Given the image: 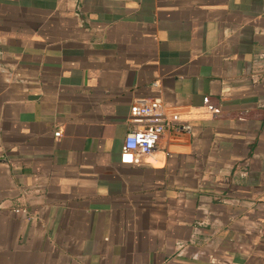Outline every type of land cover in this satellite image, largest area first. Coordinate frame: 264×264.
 <instances>
[{
    "label": "crops",
    "instance_id": "1",
    "mask_svg": "<svg viewBox=\"0 0 264 264\" xmlns=\"http://www.w3.org/2000/svg\"><path fill=\"white\" fill-rule=\"evenodd\" d=\"M0 42V264H264V0H0ZM140 96L190 127L123 163Z\"/></svg>",
    "mask_w": 264,
    "mask_h": 264
},
{
    "label": "built area",
    "instance_id": "2",
    "mask_svg": "<svg viewBox=\"0 0 264 264\" xmlns=\"http://www.w3.org/2000/svg\"><path fill=\"white\" fill-rule=\"evenodd\" d=\"M258 58H264V52L257 54ZM0 71L4 72L11 81H21L23 76L15 67L10 66L3 60V52L0 42ZM213 114L217 109L210 106ZM130 126L124 136L120 151V161L131 163L142 160L151 154L164 133H176L179 130H189V124L183 123L180 114L176 110L161 104V100L155 96H140L130 105L129 116ZM60 129L54 131L55 136H59ZM245 173V170L242 171ZM17 210L25 211V208L16 207ZM202 232L201 222L192 227L191 234L186 241L177 244L181 250L188 243L195 242ZM205 238H208L207 236Z\"/></svg>",
    "mask_w": 264,
    "mask_h": 264
}]
</instances>
